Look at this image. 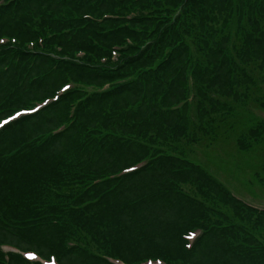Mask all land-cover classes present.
<instances>
[{
	"label": "trees",
	"instance_id": "1",
	"mask_svg": "<svg viewBox=\"0 0 264 264\" xmlns=\"http://www.w3.org/2000/svg\"><path fill=\"white\" fill-rule=\"evenodd\" d=\"M2 36L19 44L0 46V120L75 87L0 129V264H31L8 244L59 264H264V211L182 157L235 132L264 181V0H0Z\"/></svg>",
	"mask_w": 264,
	"mask_h": 264
},
{
	"label": "rangeland",
	"instance_id": "2",
	"mask_svg": "<svg viewBox=\"0 0 264 264\" xmlns=\"http://www.w3.org/2000/svg\"><path fill=\"white\" fill-rule=\"evenodd\" d=\"M86 18L91 19L88 16ZM256 114L259 119H264L262 112L256 111ZM255 120L253 118L250 123H255ZM244 122H247V119H244ZM229 133H209L201 136L195 143L185 145L182 157L201 166L222 182L226 189L250 205L264 208V181L261 182L255 176L248 155L236 147V133L230 131ZM248 141L253 143L251 139ZM262 175L264 180V174ZM191 189V187H183L181 191L191 192Z\"/></svg>",
	"mask_w": 264,
	"mask_h": 264
}]
</instances>
